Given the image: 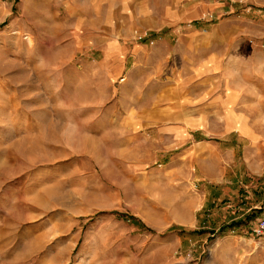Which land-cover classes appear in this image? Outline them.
I'll list each match as a JSON object with an SVG mask.
<instances>
[{"label":"rangeland","instance_id":"rangeland-1","mask_svg":"<svg viewBox=\"0 0 264 264\" xmlns=\"http://www.w3.org/2000/svg\"><path fill=\"white\" fill-rule=\"evenodd\" d=\"M213 1L221 3L220 13L208 10L200 24L252 27L241 39L264 47V2ZM75 10L91 13V2L0 0V264H213L215 253L227 248L219 242L230 237L241 253L218 264H264V236L251 232L264 207V155L251 153L244 142L235 163L227 161L248 182L238 200L251 211L229 225L238 213L191 224L186 203L173 196L177 183L166 181L164 171L179 149L153 160L165 148L155 146L154 129L146 125L148 55L165 33L144 18L131 27L130 42L147 48L136 59L132 128L120 98L113 93L108 103L98 80L92 82L100 85L98 97L92 96L79 74L101 50L87 34L72 32ZM144 34L154 45L138 41ZM178 42L173 40L175 48ZM96 100L102 106L92 109L88 104ZM254 131L264 135L263 126ZM215 132L192 143L202 148L196 157L232 147ZM255 164L257 175L247 177ZM203 167L195 159L190 164L197 175Z\"/></svg>","mask_w":264,"mask_h":264},{"label":"crops","instance_id":"crops-1","mask_svg":"<svg viewBox=\"0 0 264 264\" xmlns=\"http://www.w3.org/2000/svg\"><path fill=\"white\" fill-rule=\"evenodd\" d=\"M89 1L91 13L74 11L78 18L72 32L87 34L92 46L101 50L98 59H91L92 64L79 72L90 83L94 92L91 95L98 97L100 86L92 82H103L107 101L113 93L120 98L118 105L124 106L129 126L136 128V59L147 48L130 42L131 27L143 18L157 25L165 34L148 55L152 67L148 75L150 100L146 125L154 129L155 146H163L165 154L153 153L152 159H167L171 150L179 149L167 159L164 171L166 181L177 183L173 196L186 203L191 224L201 225L200 221L207 217L209 223L210 219L232 217L236 213L238 216L227 225L243 218L251 208L248 202L238 199L242 188H248V182L243 184L237 167L232 168L227 161L235 163L237 146L244 142L251 146V153L264 155V135L254 131L264 127V47H251L241 39L242 34L252 33L253 28L200 24L198 21L208 10L220 13L221 3L213 0ZM160 3L162 7L158 6ZM121 17L125 21H119ZM189 20L197 23L184 24ZM175 39L179 40L176 48ZM245 49L253 50L249 53ZM88 105L92 109L102 106L98 100ZM211 130H217L215 133L228 139L232 147L222 153L217 148L212 154L196 157L194 152L202 148L193 149L192 143H204V139L196 140ZM131 159L136 160V156ZM194 159L205 168L199 175L195 168L190 169ZM258 168L255 164L247 177L257 175ZM260 169L259 175H264V169ZM251 192L255 195L258 190ZM236 242V237L220 241L218 245L227 248L213 254V264L239 255Z\"/></svg>","mask_w":264,"mask_h":264},{"label":"built area","instance_id":"built-area-1","mask_svg":"<svg viewBox=\"0 0 264 264\" xmlns=\"http://www.w3.org/2000/svg\"><path fill=\"white\" fill-rule=\"evenodd\" d=\"M138 41H147L150 43V45H154V40L149 39V36L147 34L139 35L137 37ZM252 234H254L255 237H263L264 236V207L261 210V216L257 223L252 227L251 229ZM232 233H235V231H232ZM197 262V261H194Z\"/></svg>","mask_w":264,"mask_h":264}]
</instances>
